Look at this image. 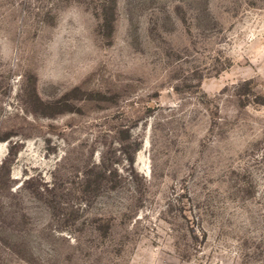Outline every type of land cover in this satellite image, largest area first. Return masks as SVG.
Returning <instances> with one entry per match:
<instances>
[{
    "label": "rangeland",
    "instance_id": "rangeland-1",
    "mask_svg": "<svg viewBox=\"0 0 264 264\" xmlns=\"http://www.w3.org/2000/svg\"><path fill=\"white\" fill-rule=\"evenodd\" d=\"M0 264H264V0H0Z\"/></svg>",
    "mask_w": 264,
    "mask_h": 264
}]
</instances>
